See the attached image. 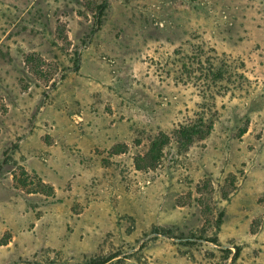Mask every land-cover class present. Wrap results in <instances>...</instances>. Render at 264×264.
Masks as SVG:
<instances>
[{"label":"rangeland","instance_id":"1","mask_svg":"<svg viewBox=\"0 0 264 264\" xmlns=\"http://www.w3.org/2000/svg\"><path fill=\"white\" fill-rule=\"evenodd\" d=\"M0 264H264V0H0Z\"/></svg>","mask_w":264,"mask_h":264},{"label":"trees","instance_id":"2","mask_svg":"<svg viewBox=\"0 0 264 264\" xmlns=\"http://www.w3.org/2000/svg\"><path fill=\"white\" fill-rule=\"evenodd\" d=\"M200 64V61L198 62V63H196V65H199ZM197 74H199V81H201L202 83L203 82H208L209 81V76H208V74L207 73H205L203 70H200V71H197ZM212 80H219V81H223V79H222V76L220 75V77H214ZM219 88V90L221 89V88H223V87H221V85L218 87ZM205 92H207V91H205ZM208 92H212L211 90H209L208 89ZM220 92L221 91H217V93H214V94H212V97L213 96H215L216 94H220ZM223 94L225 93V92H227V89H224L223 91Z\"/></svg>","mask_w":264,"mask_h":264}]
</instances>
